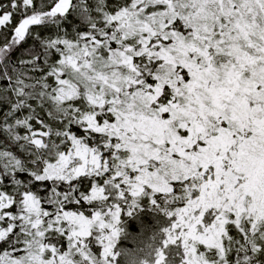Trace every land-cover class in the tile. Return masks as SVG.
<instances>
[{"label": "snow or ice", "instance_id": "6c2138e0", "mask_svg": "<svg viewBox=\"0 0 264 264\" xmlns=\"http://www.w3.org/2000/svg\"><path fill=\"white\" fill-rule=\"evenodd\" d=\"M0 30V264H113L145 201L153 264H264V0H0Z\"/></svg>", "mask_w": 264, "mask_h": 264}, {"label": "trees", "instance_id": "16d2710c", "mask_svg": "<svg viewBox=\"0 0 264 264\" xmlns=\"http://www.w3.org/2000/svg\"><path fill=\"white\" fill-rule=\"evenodd\" d=\"M11 34V32H7V36L10 37ZM4 42L3 33L0 30V45ZM33 43V40L29 38L20 46V49H26ZM170 223V219L162 211L153 208L146 201L142 202L131 216L125 211L120 225L122 235L114 250L117 259L113 264H139L141 261H148V264H153L155 252L162 246L165 239L164 229L169 227ZM5 247L6 245L0 244V251ZM96 250L98 254L99 251H102V249ZM175 260L179 261L178 254L175 256Z\"/></svg>", "mask_w": 264, "mask_h": 264}, {"label": "clouds", "instance_id": "9594fccd", "mask_svg": "<svg viewBox=\"0 0 264 264\" xmlns=\"http://www.w3.org/2000/svg\"><path fill=\"white\" fill-rule=\"evenodd\" d=\"M143 261L139 262V264H142Z\"/></svg>", "mask_w": 264, "mask_h": 264}]
</instances>
